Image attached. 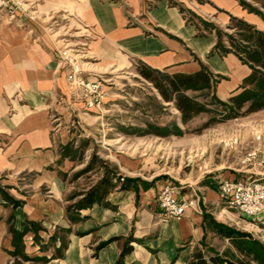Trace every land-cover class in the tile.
<instances>
[{
	"label": "rangeland",
	"instance_id": "374dc122",
	"mask_svg": "<svg viewBox=\"0 0 264 264\" xmlns=\"http://www.w3.org/2000/svg\"><path fill=\"white\" fill-rule=\"evenodd\" d=\"M235 1L254 16V28L264 33V0ZM160 4L177 11L197 37L212 35L211 54L236 56L229 43V39L237 40L232 20L246 22L230 17L224 24L216 19L223 16L221 12L209 13L206 0H0V40L9 36L26 41L42 56L47 55L60 79L46 99L58 141L42 173L47 179L40 188H36L34 173L18 176L11 186L0 179V199L4 207L11 208L0 227V264H87L89 245L94 256L115 239L80 241L84 233L76 230L77 224L85 219L82 211L104 206L110 192L137 195L154 184L169 182L170 187L195 194L199 206L198 192L185 184L195 187L218 166L226 173L228 168L264 172V111L220 121L218 112L224 110L226 101L217 100L214 89L224 78L212 76L207 92L187 93L209 104L210 111L183 124L172 104L165 103L139 76V62L119 61L118 53L101 52L99 28L104 13L142 36L172 38L147 20ZM73 70L99 83L95 94L89 96L81 86H69L66 77ZM206 93L207 99L200 97ZM248 153H254V160L243 165ZM29 190L39 191L44 201L42 219L22 212L23 202L17 196L25 197ZM222 203L226 211L235 213ZM236 221L240 222L237 226L226 222L232 229L228 234L239 240L245 252L233 246L235 255L224 251L218 256L206 247L203 254L218 256L221 264H264L263 225L251 227L243 217ZM10 228L17 232L27 228L20 251L13 247ZM77 247L84 250V263L76 254Z\"/></svg>",
	"mask_w": 264,
	"mask_h": 264
},
{
	"label": "crops",
	"instance_id": "0c3cea01",
	"mask_svg": "<svg viewBox=\"0 0 264 264\" xmlns=\"http://www.w3.org/2000/svg\"><path fill=\"white\" fill-rule=\"evenodd\" d=\"M206 1L210 14L222 13L223 16L216 19L224 24L233 17L253 27L257 25L254 16L245 13L235 0ZM147 20L172 38L142 36L104 13L99 28L103 35L99 47L101 52L111 54L113 51L119 54L120 57L116 55L119 61H123L122 58L136 60L168 74L189 75L204 68L211 76L224 78L214 89L219 101H227L242 90L250 68L233 54H211L215 43L212 35L197 37L177 11L162 4L149 13ZM257 30L263 31L261 28ZM56 73L47 55L42 56L26 41L9 36L0 40V179L4 185L11 186L18 176L31 173L35 174L36 188H40L43 179H47L42 173L58 144L57 134L48 117L46 100L50 90L57 88L60 82ZM222 169L218 166L211 170V174L208 173L195 187L185 184L186 188L198 192L199 212L188 211L178 220L163 222L156 202L158 191L170 187L169 182L154 184L137 195L130 191L110 192L103 200L104 206L95 205L82 211L85 219L77 224L76 229L84 233L80 241L96 243L115 239L98 249L94 256L93 246L89 245L86 263L189 264L192 255L201 252L206 263L210 264L209 258L213 257L203 254L206 247L219 253L218 256L224 251L235 255L233 246L239 249V240L228 234L232 229L226 226V222L237 226L240 222L236 218L242 216L224 209L217 186L219 180H235L242 174L250 175L252 169L228 168L227 173ZM181 191L176 188L179 198L192 195L188 190L187 193ZM28 194L17 196V200L23 202L22 212L34 213L42 219L46 211L39 191L29 190ZM3 204L0 199V227L11 213V208ZM246 219L251 227H264V214ZM101 236L102 240L99 239ZM77 250L78 258L84 263V250L79 247Z\"/></svg>",
	"mask_w": 264,
	"mask_h": 264
},
{
	"label": "trees",
	"instance_id": "16d2710c",
	"mask_svg": "<svg viewBox=\"0 0 264 264\" xmlns=\"http://www.w3.org/2000/svg\"><path fill=\"white\" fill-rule=\"evenodd\" d=\"M232 21L235 23L237 40L229 39L230 48L236 57L250 68L251 72L243 80L242 90L222 104L224 110L218 112L221 117L220 121L233 120L264 110V33L240 20L233 19ZM138 66L139 76L155 88L165 103L172 104L179 112L183 124L199 114L210 111L207 108L209 104L198 102L196 97L187 95L188 92H207L211 89L212 76L204 68L196 73L185 75L153 70L142 63H138ZM200 97L207 99L209 94L206 93ZM9 232L12 236L13 247L16 251H20L21 239L27 232V228L21 232L10 228ZM239 249L245 252L241 247ZM209 262L211 264L222 263L217 257L209 258ZM189 264L207 263L201 252H195Z\"/></svg>",
	"mask_w": 264,
	"mask_h": 264
},
{
	"label": "built area",
	"instance_id": "2783aa9c",
	"mask_svg": "<svg viewBox=\"0 0 264 264\" xmlns=\"http://www.w3.org/2000/svg\"><path fill=\"white\" fill-rule=\"evenodd\" d=\"M69 86H81L89 96L95 94L99 83L84 79L78 70H73L66 77ZM254 160V153H248L242 164ZM218 193L220 199L228 209L244 218L255 219L264 214V174H250L235 180H219ZM195 196V194H193ZM191 195L188 198H179L176 188L164 187L158 191L156 202L161 211L162 221L181 219L186 212H199L198 198Z\"/></svg>",
	"mask_w": 264,
	"mask_h": 264
}]
</instances>
